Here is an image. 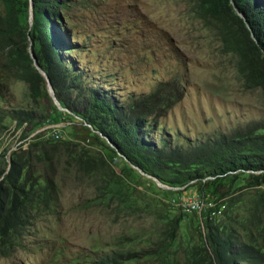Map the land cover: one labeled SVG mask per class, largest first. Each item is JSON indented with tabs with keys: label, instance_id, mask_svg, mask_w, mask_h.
<instances>
[{
	"label": "rangeland",
	"instance_id": "obj_1",
	"mask_svg": "<svg viewBox=\"0 0 264 264\" xmlns=\"http://www.w3.org/2000/svg\"><path fill=\"white\" fill-rule=\"evenodd\" d=\"M60 4L58 26L73 45L69 61L122 105L151 103L165 113L161 127L174 144L264 124V90L247 77L235 27L206 15L196 0ZM53 106L44 95L30 96L24 73L0 75V170L21 152L33 184L43 186L47 175L56 186L51 209L0 251V264H89L94 251L134 256L123 264H214L203 219L173 200L177 190L129 167L81 119ZM18 109L43 122L18 125L6 116ZM203 182L183 191L203 194L202 213L217 208L212 222L257 249L264 264V186L231 175Z\"/></svg>",
	"mask_w": 264,
	"mask_h": 264
},
{
	"label": "trees",
	"instance_id": "obj_2",
	"mask_svg": "<svg viewBox=\"0 0 264 264\" xmlns=\"http://www.w3.org/2000/svg\"><path fill=\"white\" fill-rule=\"evenodd\" d=\"M0 1L1 77L22 72L33 99L44 95L51 100L32 52L59 105L65 109L59 112L53 106L57 114L81 119L85 129L102 137L108 149L129 167L138 168L163 185L184 190L197 183L203 186L206 178L220 180L229 175L248 187L264 186V124L251 123L228 133L218 132L189 141L186 146L174 144L161 127L165 113L151 103L132 101L122 105L110 90L89 85L84 71L69 61L67 54L73 45L57 22L62 0ZM196 1L206 15L235 27L234 44L247 77L264 90V0ZM6 116L31 128L43 122V118L37 119L27 110H10ZM29 166L21 152H14L8 170H0V251L11 250L34 216L48 212L51 201L56 199L53 179L46 175L43 186L33 184ZM176 192L181 195L186 191ZM216 209L196 215L203 219L214 264H263L257 249L212 222ZM133 258L121 251H94L90 252L89 264H123Z\"/></svg>",
	"mask_w": 264,
	"mask_h": 264
},
{
	"label": "built area",
	"instance_id": "obj_3",
	"mask_svg": "<svg viewBox=\"0 0 264 264\" xmlns=\"http://www.w3.org/2000/svg\"><path fill=\"white\" fill-rule=\"evenodd\" d=\"M175 190H183L184 188H174ZM186 192L182 193L181 195L177 196L173 200L177 201L183 207H191L196 211L197 215H200L204 210V200L201 199L197 194H185Z\"/></svg>",
	"mask_w": 264,
	"mask_h": 264
},
{
	"label": "water",
	"instance_id": "obj_4",
	"mask_svg": "<svg viewBox=\"0 0 264 264\" xmlns=\"http://www.w3.org/2000/svg\"><path fill=\"white\" fill-rule=\"evenodd\" d=\"M29 21H30V24H31V22H32V6H31V5H30V16H29ZM30 55H31V58H32L33 61H34V65H35L36 69L39 70V72H40V73L45 77V79H46V82H47V92H48L49 96L51 97L53 103L55 104V106H56L59 110H62V111L65 110L64 108H62V107L59 105V102L57 101V99H56V97H55V95H54V92H53V89H52V87H51V84H50L48 78L46 77L45 73H44V72L41 70V68L36 64V60H35V58H34V56H33V53L31 52ZM136 169H137L141 174H143V175H145V176H147V177L152 178L153 180H155V181L157 182L158 186H160V187H162V188L169 189L168 186L163 185V184L160 183L157 179H155V178H153V177H151V176H149V175L143 173V172H142L141 170H139L138 168H136Z\"/></svg>",
	"mask_w": 264,
	"mask_h": 264
},
{
	"label": "bare ground",
	"instance_id": "obj_5",
	"mask_svg": "<svg viewBox=\"0 0 264 264\" xmlns=\"http://www.w3.org/2000/svg\"><path fill=\"white\" fill-rule=\"evenodd\" d=\"M185 208L186 210H189V211H193V212H196L194 209H192L191 207H183Z\"/></svg>",
	"mask_w": 264,
	"mask_h": 264
}]
</instances>
